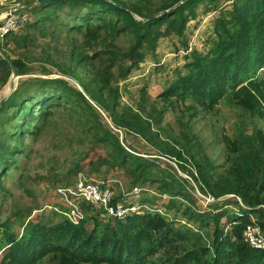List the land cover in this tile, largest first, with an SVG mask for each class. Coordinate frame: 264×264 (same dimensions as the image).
Instances as JSON below:
<instances>
[{
  "label": "trees",
  "instance_id": "obj_1",
  "mask_svg": "<svg viewBox=\"0 0 264 264\" xmlns=\"http://www.w3.org/2000/svg\"><path fill=\"white\" fill-rule=\"evenodd\" d=\"M181 1L161 0L153 4V0H52L26 11L36 18L26 23L25 34L13 32L5 39L11 36L16 41L22 38L29 42V29L45 33L44 29L51 26L55 31L78 33L97 49L94 54L75 49L67 63L56 60L48 50L42 54L61 73L76 78L83 91L64 78L37 77L24 80L1 103L0 123L13 124L16 119L18 122L14 123L15 129L6 133L7 139H15V145L7 139L0 140V188L4 187L2 177L15 161L13 157L22 151L19 143L37 134L54 111L62 107L80 116L79 121L97 142L112 148L111 158H100L95 163L97 168L122 166L134 175V183L152 178L161 182L162 190L180 192L164 175L148 171L147 165L143 166L136 155L126 150L111 128L104 126L89 96L117 126L141 135L167 156L188 162L190 155L195 159V171L191 173L197 181L214 197L238 196L246 208L231 215L229 210L214 206L208 217L187 208L186 216L212 227L208 245L200 244L198 237L182 231L174 220L160 212H133L124 219L110 217L106 222H101L99 218H103L97 214L93 216L92 228L88 219L78 224L67 220L30 223V230L22 236L9 234V250L0 264H40L46 256L52 264H264V248L251 247L244 239V229L251 222L249 213L256 215L264 232V132L253 129L251 133L238 132L234 138L224 135L229 165L226 173L219 174L209 155L194 152L188 142L176 147L163 141L149 119L132 106L123 107L120 101L117 75L126 78L144 60L145 44L153 48L161 37L172 33L182 36L196 15V7L204 0L178 4ZM166 9L169 10L157 17L142 20ZM214 32L210 50L192 54L186 63L189 71L172 82L162 93L164 98L173 96L181 102L194 99L207 112L226 98L253 116L264 115V0L234 1L232 9L217 19ZM130 36V46L122 47L121 37ZM9 43H0L7 53ZM13 61L21 75L27 74L22 57ZM0 69H4L6 83L12 71L2 55ZM156 118L162 119L163 111ZM181 166L184 168L182 163ZM224 217L232 220L227 230L221 224Z\"/></svg>",
  "mask_w": 264,
  "mask_h": 264
},
{
  "label": "rangeland",
  "instance_id": "obj_2",
  "mask_svg": "<svg viewBox=\"0 0 264 264\" xmlns=\"http://www.w3.org/2000/svg\"><path fill=\"white\" fill-rule=\"evenodd\" d=\"M28 1L31 0H0V12L25 5ZM160 1L153 0V4ZM234 1L236 0H204L196 7V15L189 20L182 36L172 33L161 37L153 48L145 44L142 49L144 60L126 78L117 75L123 107L132 106L139 110L151 121L153 131L163 141L176 147L188 142L194 152L209 155L217 165L219 174L226 173L229 165V152L223 136L234 138L238 132L251 133L253 129L264 132V115L253 116L226 98L214 110L207 112L194 99L181 102L171 96L166 100L162 93L180 74L189 71L186 63L191 61L194 52L205 54L210 50L215 39L214 26L217 19L225 10L232 9ZM26 16L28 19L14 33L25 34L26 23L36 18L30 12H26ZM44 31L42 33L39 29H29L32 36L29 42L22 38L16 41L11 36L0 39L3 45L10 42L6 53L12 59L22 57L27 65L28 72L20 74L16 79V88L24 80L37 77L64 78L83 91L76 78L61 73L55 65L46 62L42 54L48 50L56 60L67 63L73 50L94 54L97 48L75 32L68 33L65 29L55 31L51 26ZM131 43V36L121 37L119 40L124 48H128ZM5 78L4 69H0V100L10 92L8 87L12 74L7 77L6 83ZM87 97L104 126L111 128L126 150L136 155V160L143 166L147 165L148 171L164 175L180 192H166L160 188L161 182L152 178L134 183V175L128 174L122 166L103 165L97 168L95 163L100 158H111L112 148L97 142L94 134L87 132L79 121L80 116L72 111L66 112L61 107L54 111L49 122L43 124L37 134L27 136L19 143L22 151L13 157L14 163L2 177L4 187L0 188V261L9 250V234L22 236L30 230V223L54 224L63 220L70 221L61 212L67 208V201L60 189L75 187L79 178L84 176L111 179L116 195L121 198H125V192L131 191L134 186L140 187L138 200L142 208L139 213H163L174 220L176 227L188 232L190 236L198 237L202 245L210 243L212 227L201 225L199 221L186 216L184 213L187 208L205 213V217L209 216L214 206L229 210L231 215H237L241 208H246L238 196L214 197L201 181H197L191 173L195 171V159L190 155L188 162L167 156L141 135L117 126L100 104ZM160 111H163L162 119L156 118ZM13 122L17 123L18 119ZM14 123H0L1 141L7 139V131L15 129ZM7 142L15 145V139L8 138ZM183 193H187L189 197ZM83 206L86 209L83 219H88V226L92 228L93 216L102 212L97 213L95 209ZM252 218L256 219V215L249 213L250 221ZM99 220L106 222L109 218ZM231 222L228 217H224L221 224L227 230ZM49 260L46 256L40 264H52Z\"/></svg>",
  "mask_w": 264,
  "mask_h": 264
},
{
  "label": "built area",
  "instance_id": "obj_3",
  "mask_svg": "<svg viewBox=\"0 0 264 264\" xmlns=\"http://www.w3.org/2000/svg\"><path fill=\"white\" fill-rule=\"evenodd\" d=\"M25 14H5L0 18V39L16 32L21 24L27 20ZM111 179L94 176L80 177L75 187L62 188L60 192L65 196L67 208L61 211L72 223L78 224L86 214L83 205L91 206L96 212H102L100 217H115L124 219L133 212L141 210L138 200L141 188L134 186L125 192V198L118 197ZM244 239L251 247L264 248V232L255 218L244 229Z\"/></svg>",
  "mask_w": 264,
  "mask_h": 264
},
{
  "label": "water",
  "instance_id": "obj_4",
  "mask_svg": "<svg viewBox=\"0 0 264 264\" xmlns=\"http://www.w3.org/2000/svg\"><path fill=\"white\" fill-rule=\"evenodd\" d=\"M49 1H52V0H34V1H32V2H30L28 4H25V5H18V6L12 7L10 9H8L7 11H5L4 13L5 14L7 13V14L15 15V14H18V13H22V12L28 11L30 8H32L35 5L42 4V3H46V2H49ZM184 1L185 0H182L178 4H180V3L184 2ZM173 7H176V5H174ZM167 11L168 10H164L162 12L157 13L156 15H154L152 17H157V16H159L162 13H165ZM4 13L3 12H0V18L3 15H5ZM152 17H148L147 19H142V20H148V19H151ZM0 54L8 62V64L10 65L11 71H12V78H11L10 83H9L10 92L8 93V95H10V93H12L16 89V79L20 76V73H19L16 65L14 64L13 59L1 47H0ZM8 95L0 100V104L3 103L4 100H6V98L8 97Z\"/></svg>",
  "mask_w": 264,
  "mask_h": 264
},
{
  "label": "bare ground",
  "instance_id": "obj_5",
  "mask_svg": "<svg viewBox=\"0 0 264 264\" xmlns=\"http://www.w3.org/2000/svg\"><path fill=\"white\" fill-rule=\"evenodd\" d=\"M10 90V87H8V91Z\"/></svg>",
  "mask_w": 264,
  "mask_h": 264
}]
</instances>
